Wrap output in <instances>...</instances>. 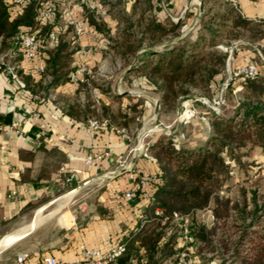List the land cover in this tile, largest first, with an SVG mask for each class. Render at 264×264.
I'll use <instances>...</instances> for the list:
<instances>
[{
	"label": "trees",
	"instance_id": "1",
	"mask_svg": "<svg viewBox=\"0 0 264 264\" xmlns=\"http://www.w3.org/2000/svg\"><path fill=\"white\" fill-rule=\"evenodd\" d=\"M202 1L201 21L193 41L185 38L165 43L158 52L145 51L144 58H138L137 53L150 38L154 43H162L168 35L177 36L182 22L167 29L160 21L151 20L144 25L141 37L133 31L135 23L131 16L118 13L121 11L114 15L118 22L117 37L110 36L109 29L99 27L93 12L89 13V23L107 35L109 43L106 48L115 58L126 61L127 57H132L127 76L145 78L155 87L164 109L171 110L180 96L193 90L207 92L217 82L228 61V53L221 49L222 46L228 48L247 34L253 35L255 40H264V20H248L230 0ZM217 4L225 11L213 13ZM13 5L14 0H0V65L3 69L13 67L22 87L32 96L52 100L57 88L69 82L76 49L61 37L56 47L43 50L39 59L25 62L21 68L24 60L20 54H15V40L21 34L36 33L39 39L45 41L51 25L38 21V0H30L26 7L18 11ZM135 9L136 5L133 12ZM138 24L141 25L142 20ZM40 63H44L45 68L35 78L32 75ZM79 86L82 102L78 97L72 99L63 94H57L53 99L64 114L132 129L133 132L139 129L140 100L123 110L118 106L121 98L112 94L109 88L99 85V90L110 94L112 102L117 105L112 109V106L101 102L97 107L92 101L88 81L79 83ZM210 125L208 139L196 150L179 141L177 144L167 135H158L150 142L148 152L158 167L157 181L149 187L152 200L144 201L142 193L136 196V199L146 203L142 214L146 224L124 236L121 241L124 251L108 264H132V257L141 262L142 249L148 258L145 264H163L178 252L177 244L183 228L174 222V214L191 218L196 212L206 210L210 203H213L214 221L210 226L199 223L194 232L200 250L204 247L212 248V252L218 249L219 255L223 256L220 264H236L234 260H243L242 264H264V195H259L257 191H243L238 203L218 194L229 179L226 159L241 165L242 156L236 151L247 146L264 151V69L246 81L239 119L223 121L213 115ZM157 208L163 211V217L155 215ZM168 231L171 234L165 238ZM227 246L230 255L226 258Z\"/></svg>",
	"mask_w": 264,
	"mask_h": 264
},
{
	"label": "crops",
	"instance_id": "2",
	"mask_svg": "<svg viewBox=\"0 0 264 264\" xmlns=\"http://www.w3.org/2000/svg\"><path fill=\"white\" fill-rule=\"evenodd\" d=\"M230 1L248 20H264V0ZM232 59L234 67L237 65L238 58L230 56L227 69L231 68ZM90 64L96 66L95 61H90ZM21 65L24 66L25 62ZM225 75L223 73L217 81H224ZM32 76L38 78L39 75ZM79 88V83L68 82L57 88L56 95L63 94L72 99L78 97L82 102ZM110 88L112 94L121 98L122 109L127 110V98L130 94L135 97V94L127 89L123 75ZM56 95L52 100L32 96L0 65V235L7 237L28 226L39 211L52 206L63 194H72L74 198L81 193H96L95 212L88 220L77 224L73 212L68 210V204L56 216L45 219L13 244L11 250L16 251L14 246L18 243L20 250L13 253V260L6 264H16V258L23 253L31 255L27 264H41L46 256L61 262L80 261L79 264H87L81 259V247L96 249L106 255L122 244L125 235L146 224L142 220L146 203L138 199L127 203L118 199L117 195L132 188L133 182L127 170L158 172L155 161L141 155L147 139L150 136L151 140L155 138L154 131L141 132L140 135L139 129L133 132L116 125H107L95 131L89 126L91 119L64 114L53 102ZM142 96L144 99L150 97ZM99 100L97 107L101 102L112 106V109L117 105L112 102L110 94L102 91L99 92ZM148 106L149 103L145 102V107ZM119 131H124L126 137ZM89 157L91 161H88ZM121 158L124 159L122 164L119 163ZM61 168L74 173L77 180L66 184L67 174L61 172ZM57 216H60L62 225L54 230L58 228L59 235L53 237L50 243L45 239L44 243L43 236L51 229L44 225ZM4 252L0 254V264H5V257H9ZM141 259L138 262L132 257L131 263L147 262L144 249L141 250Z\"/></svg>",
	"mask_w": 264,
	"mask_h": 264
},
{
	"label": "rangeland",
	"instance_id": "3",
	"mask_svg": "<svg viewBox=\"0 0 264 264\" xmlns=\"http://www.w3.org/2000/svg\"><path fill=\"white\" fill-rule=\"evenodd\" d=\"M30 1V0H29ZM39 5L36 10V14L40 11H46L52 8L55 12V16L45 24H50L51 29L48 34L56 27L68 25V29L64 32H60L58 36V43L61 37L64 41L71 43L76 49L74 57L72 58L71 67L74 73L80 66L86 65L91 69V73L84 75L85 82L88 81L92 101L95 106H98L95 102L93 91L100 92L98 86L111 89V85L123 75V81L126 82L127 89L135 94L132 99H128L125 103V107L128 109L133 105V100H140V106L138 110L141 112L139 121V133L153 130L155 138L158 135L171 136L177 144L179 142L185 143L191 150H196L203 145L208 139L210 119L213 115L225 121H236L241 114V101L242 91L245 87L246 79L243 81L239 77H235L236 73L246 69L251 63L256 64L258 73L264 69V40L258 41L254 39L253 35L247 34L237 40H235L228 48L221 47V49L227 51L228 59L236 57L237 65L234 67V61L231 60V68L226 69L224 73V81H217L212 84L209 91L193 90L189 94L180 96L174 108L164 109L161 98L155 87L150 84L145 78L137 76H127L131 67V56L127 57L126 61H121L119 57L113 56L111 52L106 48L108 46V37L103 32L99 31L95 26L89 23L90 12H93L95 18L98 19L99 27L103 30H110V36L117 37L118 22L114 15L120 13L121 15L131 16L132 21L135 23V34L141 37V31L144 25L151 20H158L161 24L167 28H172L173 25L182 22V29L179 35H168L162 43H154L151 38L141 47L137 53V57L144 58L143 53L145 51L150 52L160 51L165 43H173L181 39H187L188 41L194 40V35L198 29V25L201 21L202 12V0H38ZM149 1V4H148ZM136 5L135 12H133ZM214 5L213 13H222L224 8ZM210 6V5H209ZM121 11V12H118ZM118 12V13H117ZM100 19V20H99ZM142 20V24H138ZM84 26L85 30L83 36H78L75 26ZM136 31V32H135ZM47 40V37L45 38ZM58 45V44H57ZM50 44L47 45V49L56 47ZM84 45L87 47L93 46V52L90 56H84L82 48ZM105 51H108L105 53ZM148 57H151L149 55ZM90 61L96 62L90 64ZM70 77V76H69ZM96 84V85H95ZM147 95V99L142 95ZM131 97V94L129 95ZM145 102L149 103L148 108L145 107ZM137 103V102H135ZM122 102L118 104L121 106ZM116 107V105H115ZM123 106V108H125ZM146 111V112H145ZM188 112V113H187ZM151 136L147 139L145 147H149L151 142ZM179 141V142H178ZM176 144V146H178ZM238 155H241V165L232 159H226V163L229 166V179L224 186L219 190L218 194L221 197L229 198L235 202H241V193L243 191H257L259 195H264V151L259 147L247 146L239 151H236ZM66 194V193H65ZM81 193L80 195L70 198L67 204L62 207L64 209L68 204V210L73 212L77 224L88 220L95 212L96 193L90 195ZM64 194L61 195L54 204L42 213L44 216L49 215L53 208L55 209L64 201ZM87 196V197H86ZM60 201V203H59ZM213 203L204 211H198L190 218V226L192 233L197 231L199 223H206L211 225L214 220L210 218L213 216ZM50 211V212H49ZM68 220H71L68 216ZM60 216L53 218L44 226H49L51 229L43 236L44 240L48 239L49 243L53 237L59 235L58 228L54 230L56 226L62 225L60 222ZM262 226V224H260ZM53 229V230H52ZM0 235V245L9 239ZM237 238L231 240L230 243ZM46 240L44 243H46ZM18 244L16 251L20 248ZM26 246V245H25ZM178 247V245H177ZM192 253L189 254L195 258L194 264H220L222 262L221 253L219 251L212 252V248H199V242L195 240V243L191 245ZM12 246L8 247L4 253L9 257H5V264L10 263L13 260V256L16 251L11 250ZM179 251V248H178ZM5 254V255H6ZM3 255V254H1ZM16 255V254H15ZM228 246L224 256L227 258ZM17 256V255H16ZM174 258L170 259L167 264L172 263ZM236 264H242L243 260H234Z\"/></svg>",
	"mask_w": 264,
	"mask_h": 264
},
{
	"label": "built area",
	"instance_id": "4",
	"mask_svg": "<svg viewBox=\"0 0 264 264\" xmlns=\"http://www.w3.org/2000/svg\"><path fill=\"white\" fill-rule=\"evenodd\" d=\"M29 3V0H14L13 8L14 10H21L24 7H26ZM55 16V12L52 8L47 9L46 11H40L37 13V19L41 24H45L47 20L53 18ZM77 35L83 36L85 28L84 26L78 24L75 26ZM68 29V25L56 27L54 30H52L48 36L47 40L42 41L37 37L36 33H27V34H21L14 42L15 47V54H20L23 57L24 62L26 63H32L39 59L41 57L42 51L47 49V45L50 44L52 46H55L58 44V36L60 32H64ZM85 36V35H84ZM93 52V46L87 47V45H84L82 48V53L84 56H90ZM22 68V65L20 66ZM44 63H40L38 67L36 68V71L33 75H40L44 71ZM7 74L11 76L12 79L15 81H19V78L17 76V73L15 72V69L13 67H7L5 69ZM88 73H91V69L88 68L86 65L80 66L74 73H72L69 77L70 83H82L85 81L84 75H87ZM258 75V68L256 64L251 63L248 65V67L244 70H242L239 73L235 74V77L241 78L243 81H245L248 78H253ZM95 102L99 104V93L96 91H93ZM188 113V112H187ZM89 126L91 129L97 131L100 128L106 127L107 124L104 122H98L95 120L89 121ZM122 132L125 137L126 134L124 131ZM141 155L144 158L152 159L155 161V159L150 155L148 152V147H143L141 150ZM92 158L89 157L88 161H91ZM124 162V159L121 158L119 163L122 164ZM61 172L67 174V177L65 178L66 184L70 185L74 181L77 180V176L74 173H69L66 171L65 168H61ZM130 179L133 182L132 188L124 193L118 194V199H123L125 202L129 203L136 199L137 194L142 193V199L144 201H150L152 200V197L149 194V187L157 181V174H151L148 172H143L141 170H127ZM155 215L157 217H163V211L160 208L155 209ZM210 218L213 220V216L210 215ZM174 222L176 224L182 225V233L180 236L179 241V251L175 254L173 257L174 261L170 264H194L195 258H193L191 255L192 253V247L195 243V237L192 233V228L190 224V218L187 215H179L177 213L174 214ZM171 231H168L167 236H170ZM124 251V244H118L116 247H114L110 253L103 255L100 251L96 249H87L84 247H81V259L86 261L87 264H108V262L116 255L121 254ZM31 257L29 253H23L19 255L16 258V264H27L28 259ZM80 261L75 262H61L55 257L52 256H46L42 258L41 264H79Z\"/></svg>",
	"mask_w": 264,
	"mask_h": 264
},
{
	"label": "bare ground",
	"instance_id": "5",
	"mask_svg": "<svg viewBox=\"0 0 264 264\" xmlns=\"http://www.w3.org/2000/svg\"><path fill=\"white\" fill-rule=\"evenodd\" d=\"M73 195H66L64 196V201L54 210L53 208V211L52 213H50L49 216H44L42 211H39L36 215V217H34V221L33 222H30L31 224H29L28 226L22 228L20 231L10 235L9 239L4 242L2 245H0V251L6 247H8L9 245L17 242L25 233H27L28 231L30 232V230L36 228L40 223H42L45 219H49V218H52L54 216H56V214H58L61 210H62V207H64L68 202V200L72 197ZM60 203V201H59ZM50 212V211H49ZM17 231V230H16Z\"/></svg>",
	"mask_w": 264,
	"mask_h": 264
},
{
	"label": "water",
	"instance_id": "6",
	"mask_svg": "<svg viewBox=\"0 0 264 264\" xmlns=\"http://www.w3.org/2000/svg\"><path fill=\"white\" fill-rule=\"evenodd\" d=\"M15 243H16V242H15ZM15 243H13V244H15ZM13 244L9 245L8 247L12 246ZM8 247L2 249V250L0 251V254H1L2 252H4Z\"/></svg>",
	"mask_w": 264,
	"mask_h": 264
}]
</instances>
